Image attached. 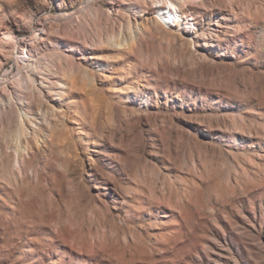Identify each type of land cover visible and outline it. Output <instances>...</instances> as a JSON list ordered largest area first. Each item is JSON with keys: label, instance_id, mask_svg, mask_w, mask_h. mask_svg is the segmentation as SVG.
Returning a JSON list of instances; mask_svg holds the SVG:
<instances>
[{"label": "rangeland", "instance_id": "1", "mask_svg": "<svg viewBox=\"0 0 264 264\" xmlns=\"http://www.w3.org/2000/svg\"><path fill=\"white\" fill-rule=\"evenodd\" d=\"M171 1L0 0V264H264V0Z\"/></svg>", "mask_w": 264, "mask_h": 264}, {"label": "bare ground", "instance_id": "2", "mask_svg": "<svg viewBox=\"0 0 264 264\" xmlns=\"http://www.w3.org/2000/svg\"><path fill=\"white\" fill-rule=\"evenodd\" d=\"M169 2H170V5L171 4H173V2L171 1V0H169ZM42 29V28H41ZM41 32V31H40ZM39 32V33H40ZM19 35H23V33H20ZM41 35L39 34V35H37L35 38L37 39L38 37H40ZM28 41H32L33 40V38H28L27 39ZM26 39L24 40V42H23V44H22V47H23V49H26V48H28V46H31V43H28V41H27ZM58 54H59V58L61 59V58H63V56H64V54L62 53V52H58ZM24 60V59H23ZM58 61H60L59 59H58ZM60 63V62H59ZM30 72V71H29ZM29 76V75H28ZM33 81H34V79H33V77L30 75L29 76V86H31L30 84H32L33 83ZM27 84V83H26ZM33 85V84H32Z\"/></svg>", "mask_w": 264, "mask_h": 264}]
</instances>
